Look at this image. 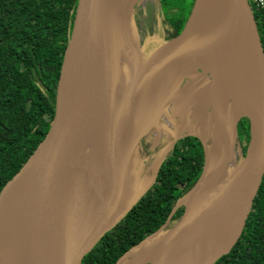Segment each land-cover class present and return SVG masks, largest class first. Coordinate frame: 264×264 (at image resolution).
Returning <instances> with one entry per match:
<instances>
[{
    "label": "water",
    "instance_id": "95a60500",
    "mask_svg": "<svg viewBox=\"0 0 264 264\" xmlns=\"http://www.w3.org/2000/svg\"><path fill=\"white\" fill-rule=\"evenodd\" d=\"M137 4L138 0H77L50 129L0 191V216L11 211L14 264H83L125 219L153 185L141 189L140 158L153 122L132 128L130 112L196 54L221 57L229 64L236 140L240 122L246 119L250 126L247 170L227 184L208 186V147L195 135L204 150L198 181L178 200L166 223L116 264L154 236L144 264H216L243 235L264 180V46L254 11L248 0H195L180 34L160 45L154 57L143 61L141 56L140 68L120 72L117 64L100 63L97 47L113 24L129 12L134 17ZM222 12L229 22V38L221 45L204 43V31ZM189 136L173 140L171 151ZM198 185L202 191L189 197ZM67 195L79 199L80 214L64 242L58 243L53 218ZM180 207L182 215L168 228ZM212 221L222 225L206 250L190 262L186 249L195 228Z\"/></svg>",
    "mask_w": 264,
    "mask_h": 264
},
{
    "label": "trees",
    "instance_id": "16d2710c",
    "mask_svg": "<svg viewBox=\"0 0 264 264\" xmlns=\"http://www.w3.org/2000/svg\"><path fill=\"white\" fill-rule=\"evenodd\" d=\"M194 1L160 0L174 37L183 30ZM76 7L77 0H0V191L50 129ZM254 14L264 46V13ZM238 136L245 141L241 145L245 155L250 140L246 119L239 124ZM203 166L200 140H180L162 159L152 187L83 264H116L160 229L178 200L198 181ZM183 211L177 209L168 228ZM216 264H264V180L241 239Z\"/></svg>",
    "mask_w": 264,
    "mask_h": 264
},
{
    "label": "bare ground",
    "instance_id": "6f19581e",
    "mask_svg": "<svg viewBox=\"0 0 264 264\" xmlns=\"http://www.w3.org/2000/svg\"><path fill=\"white\" fill-rule=\"evenodd\" d=\"M147 1L138 0L135 8H139ZM229 34V22L226 13L222 12L216 15L212 24L204 31L202 40L207 44L221 45L229 38ZM141 46L135 18L129 12L105 32L97 47L99 61L103 64H117L120 72H129L140 68L143 62ZM158 53H153L152 57ZM229 69L228 62L221 57L196 54L185 68L149 91L128 117L132 128H140L152 120L149 129L151 132L154 131L159 139L163 130L170 132L168 128H175L173 116L178 115L185 119L188 128L200 136L208 147L210 160L208 186L227 184L247 170L245 161L239 166L236 165V136L232 127L237 114L230 99ZM208 75L212 76V81ZM185 76H192L194 80L181 91L179 84ZM193 120L196 122L195 125ZM161 123L169 124L170 127L166 128ZM176 135L180 136V132ZM153 180V177L143 178L141 189L148 188ZM202 189V186L198 185L189 197ZM62 202V207L53 218L58 243L64 242L80 214V203L76 196L67 195ZM220 224L222 225L217 221L203 222L195 228L186 249L190 262L196 260L206 250L210 240L217 234ZM156 239V236L149 238L118 264H144L149 256V247ZM13 250L11 211L6 209L0 216V264H14Z\"/></svg>",
    "mask_w": 264,
    "mask_h": 264
},
{
    "label": "rangeland",
    "instance_id": "374dc122",
    "mask_svg": "<svg viewBox=\"0 0 264 264\" xmlns=\"http://www.w3.org/2000/svg\"><path fill=\"white\" fill-rule=\"evenodd\" d=\"M187 7V6H186ZM135 22L137 27V32L140 36V43L142 44L141 56L142 60L148 59L153 52L159 48L164 42H169L174 38V31L172 26L169 25L166 16L164 15V8L160 0H148L146 3L141 4L139 8L135 9ZM208 78L212 81L211 75ZM194 77H185L183 82L180 84L179 88L181 91L184 90L185 86H188ZM172 108V106L170 107ZM169 108V112L171 109ZM168 108L166 109V111ZM168 115V112L166 113ZM173 115V114H172ZM174 121V127L161 123L163 126L168 128L170 132L163 130L161 137H157L155 132L152 131L148 138L142 142L140 149V158L142 165V177H155L158 173L159 165L164 157L170 155L171 143L173 140L178 138L176 134L180 132V136H192L197 138L194 132H192L186 125V120L182 119L180 116L175 115L172 117ZM243 121V120H242ZM194 125L196 124L193 120ZM179 131V132H178ZM163 136V137H162ZM241 143V144H240ZM245 141L242 137H238L236 140V154L237 160L236 165H241L245 160V155L243 154L242 147H244ZM156 179L152 182L155 183ZM152 187V186H151Z\"/></svg>",
    "mask_w": 264,
    "mask_h": 264
},
{
    "label": "built area",
    "instance_id": "2783aa9c",
    "mask_svg": "<svg viewBox=\"0 0 264 264\" xmlns=\"http://www.w3.org/2000/svg\"><path fill=\"white\" fill-rule=\"evenodd\" d=\"M253 11L264 13V0H248Z\"/></svg>",
    "mask_w": 264,
    "mask_h": 264
}]
</instances>
